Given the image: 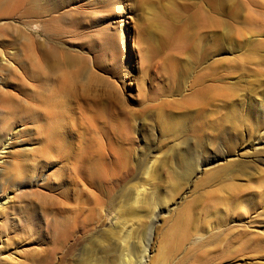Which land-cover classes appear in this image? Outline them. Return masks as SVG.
I'll return each mask as SVG.
<instances>
[{
    "label": "rangeland",
    "instance_id": "374dc122",
    "mask_svg": "<svg viewBox=\"0 0 264 264\" xmlns=\"http://www.w3.org/2000/svg\"><path fill=\"white\" fill-rule=\"evenodd\" d=\"M63 11L31 28L29 46L10 33L24 23L0 21L10 22L0 44L15 52L0 65V259L39 264L45 249L114 227L147 180L136 157L171 160L179 143L199 170L174 195L158 168L154 203L168 206L137 236L155 250L171 241L165 264H264V124L249 135L213 128L232 97L264 98V0H74ZM168 118L178 133L162 127ZM218 142L232 143L227 158L199 165ZM123 162L136 164L127 177ZM64 224L74 227L63 234Z\"/></svg>",
    "mask_w": 264,
    "mask_h": 264
},
{
    "label": "bare ground",
    "instance_id": "6f19581e",
    "mask_svg": "<svg viewBox=\"0 0 264 264\" xmlns=\"http://www.w3.org/2000/svg\"><path fill=\"white\" fill-rule=\"evenodd\" d=\"M73 1L74 0H0V21H9V20L11 21L12 19H16L18 21V24L23 25L24 23V27L26 28L27 31L20 32L19 29L21 28H19V26L18 28L14 27L12 29L11 28L12 26L11 27L9 26L10 22L5 23V24L3 23L0 25L5 26L6 28L10 27L11 29V30L9 29L10 33L14 31L15 34L19 38L28 42V46H29L31 44L30 43L31 37H29V35L35 32L31 28L39 26L41 31L43 30L45 31L46 30L45 27L47 25L61 23V19H63L66 13H68V11L62 12L63 8H66V6H68ZM59 9L61 12H56L57 10L59 11ZM53 12H56V14H53ZM1 29H4V28L2 27ZM15 41L13 39L12 42H15ZM44 42L45 41H43V43L41 42L38 45H36V47H38L40 52H42L43 50ZM5 46L6 44L5 45L3 43L0 44V48L2 50L0 51V65L3 69H5L6 67H9L8 65L11 64L10 60L15 53L14 51L9 52L7 49H5ZM230 102L231 103H230V107L228 108V112L223 114V116L221 115L222 118H220L221 117L220 116L219 121L215 120L214 122L215 126H213V128H215L216 131L224 132L227 127H230L231 129L233 128L232 131L234 132V134H241L244 132V134L249 135L248 130L249 131L257 130L259 126H262L264 124V98H262L261 101L258 103H255V102L253 103L251 101V98L246 100V102H244L242 97L241 98L232 97L230 99ZM178 120L179 118L177 120L170 118L168 122L166 121L167 123L162 124L163 125L162 127L164 128L167 127L171 135L176 134L179 132V127H180L179 124H177ZM219 132L217 135L221 136L222 133L219 134ZM216 140L218 141V139ZM5 142L1 141L0 151L1 149H3ZM178 145L179 143L172 144V146H170L169 148V155H172L171 160L167 158L168 157L167 155H163V158H158L150 154L149 155L142 154L136 157L138 159L137 168L138 170H144V175H146L145 178H147V180L144 181V183L141 185H138V186L134 185L131 187L130 189L131 193L127 198L129 202L121 205L120 223H118L114 227H109V226L107 227L102 226L100 228L98 227V229L93 232L92 230L96 228L92 227L91 231H88L83 238H76V239L68 238L64 246L65 249L60 253H53L52 248L45 249V256L39 262V264H50L53 255H54V262L52 263L54 264H165V257L168 253V243H171V241L169 242L167 241L164 244V248L162 246L155 250L153 243L151 244L149 243V241L143 242V240H141L137 236L136 232L137 231L139 232V229L142 226L143 220H147L148 224L149 222H151L150 224H154V222H156L158 214L157 215L154 214V211H155L154 209H157L159 207H162V208L164 207L166 209V206H168L166 205L165 201H163V203H158L157 207L154 203L155 200L159 201L161 197L160 196L161 193L159 197L155 191L156 187L153 186V183H155V181L158 180V177H159L158 168L161 165H166L171 172V180L169 182L171 194L179 192L180 189H182V186H186V183H184V179L188 176L190 177L191 175H193L194 172H197L199 170L198 169L199 167H197L196 161H194L193 154H190V152L188 153V151H184L185 149L181 151ZM231 145L232 143L218 142L215 147L210 148L206 144L205 145L206 151L204 153L205 157L202 159L199 165L202 164L203 166H206V165H210L213 163L217 164L219 161L225 160L227 158V148L229 149ZM156 151H158V149H156L154 152ZM261 163L264 164V160H262ZM179 164H180L179 168H181L182 166V170L184 169V172H183L184 174H181L180 173L181 171L177 168ZM212 167H214V165L211 166V169ZM134 168H136V164H135V167H131L130 165L125 166V162H123L122 170H123L124 176L127 177L130 171H132ZM263 178H264V175H263ZM7 180L8 178L6 179V181ZM4 181L5 180L3 179V184H4ZM10 183L11 182H9V184ZM9 184L7 183V185ZM227 202L228 201H226V203ZM221 217L220 218L218 217V220L221 219ZM220 222L222 221L220 220ZM1 225L2 224H0V226ZM186 225H187V222H184V219H183L182 223L179 225L177 234H171L174 240H179L185 237L187 233ZM10 227H13V225ZM72 227L74 226H69L67 224H64V227H62L61 231L64 234L65 232H69V229H73ZM3 231L5 232L6 230L4 229ZM4 232L3 234L6 236L5 234L6 232L5 233ZM74 233L75 232L73 231L72 234ZM143 233L144 231H142V234ZM78 247H80V249L76 253V249ZM4 258L5 257H2V260L0 259V264H5L6 261L4 260ZM6 258L8 259V257ZM37 264H38V261H37Z\"/></svg>",
    "mask_w": 264,
    "mask_h": 264
}]
</instances>
